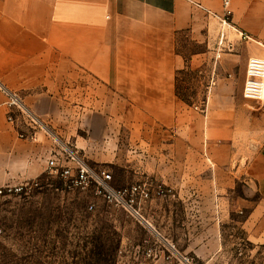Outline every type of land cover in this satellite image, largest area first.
Returning <instances> with one entry per match:
<instances>
[{"label": "crops", "instance_id": "obj_1", "mask_svg": "<svg viewBox=\"0 0 264 264\" xmlns=\"http://www.w3.org/2000/svg\"><path fill=\"white\" fill-rule=\"evenodd\" d=\"M222 10L221 0H0V80L51 131L19 138L0 91V185L41 178L52 153L69 144L117 188L151 180L171 189L142 202L145 223L127 213L125 261L148 260L143 250L155 247L148 264H209L222 254L221 215L231 213L244 215L248 241L264 244V125L243 95L247 61L264 51L226 31L240 92L212 88L204 112L177 93L182 70L203 54L221 59L214 13ZM232 11L241 31L264 42V0H233ZM182 32L205 40V53L187 62L177 50Z\"/></svg>", "mask_w": 264, "mask_h": 264}, {"label": "rangeland", "instance_id": "obj_2", "mask_svg": "<svg viewBox=\"0 0 264 264\" xmlns=\"http://www.w3.org/2000/svg\"><path fill=\"white\" fill-rule=\"evenodd\" d=\"M249 36L252 39H243L249 42L245 45H252L256 53L264 51V42ZM233 42L234 38L230 44ZM222 47L223 55L217 62L216 54H203L207 43L202 38L194 39L188 32L180 33L177 38V50L187 62L194 54H203L197 67L189 66L179 73L177 84L179 96L202 112L212 88L217 86L221 92L239 93L242 87L240 61L231 54V45L223 43ZM0 83L8 87L1 80ZM8 88L25 101L20 90ZM251 101L258 124L264 125V102ZM7 116L8 109L6 120L10 123ZM37 180L40 184L28 192L0 195V264H148L150 259L136 257L135 261L132 254L130 259L134 261H125L120 237L132 220L126 211L111 206L91 190L68 189L56 174L48 172ZM20 183L7 182L0 187ZM236 192H242L241 185ZM233 200L230 197L223 202L232 205ZM243 216L221 215L222 254L209 264H264V244L255 245L246 239L238 223ZM136 251L141 252V249ZM194 263L199 264V261L194 260Z\"/></svg>", "mask_w": 264, "mask_h": 264}, {"label": "built area", "instance_id": "obj_3", "mask_svg": "<svg viewBox=\"0 0 264 264\" xmlns=\"http://www.w3.org/2000/svg\"><path fill=\"white\" fill-rule=\"evenodd\" d=\"M221 3L222 13H214L221 23L219 43L223 44L224 41H229L228 32H226L229 30L240 35L242 39H252L233 23V0H221ZM195 5L203 8L200 4L195 3ZM0 89L5 95L4 105L8 109V121L19 128V138L36 140L39 132L51 133L49 126L16 91L1 83ZM243 95L247 99L264 102V55L254 54L249 57ZM195 108L197 109L198 106ZM47 165L48 171L58 175L68 189L91 190L95 196L102 197L111 206L123 209L130 216L143 223H145V219L141 214L142 202L155 196L165 197L171 192V189L165 184L151 180L117 188L113 185L112 175L106 168L88 163L69 144H62L55 150L48 159ZM39 184L38 180H33L18 185H6L3 188L0 187V195L5 192H28ZM174 249V245H170V250L173 251ZM143 252L148 259H154L156 256L155 247H147ZM172 256H174L173 252L164 258L170 261ZM182 259L190 263L188 257L182 256Z\"/></svg>", "mask_w": 264, "mask_h": 264}, {"label": "trees", "instance_id": "obj_4", "mask_svg": "<svg viewBox=\"0 0 264 264\" xmlns=\"http://www.w3.org/2000/svg\"><path fill=\"white\" fill-rule=\"evenodd\" d=\"M180 97H181L183 100H185L184 97H182V96H180ZM185 101H186V100H185Z\"/></svg>", "mask_w": 264, "mask_h": 264}]
</instances>
